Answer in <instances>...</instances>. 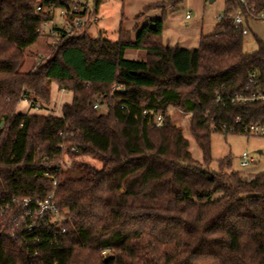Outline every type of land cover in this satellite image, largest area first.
<instances>
[{
  "label": "trees",
  "instance_id": "obj_1",
  "mask_svg": "<svg viewBox=\"0 0 264 264\" xmlns=\"http://www.w3.org/2000/svg\"><path fill=\"white\" fill-rule=\"evenodd\" d=\"M104 1L94 0L96 12ZM70 2L0 0V198L45 197L54 188L50 172L66 218V232L54 243L34 247L0 234V264H264V170H234L228 157L213 169L212 134H242L210 126L212 116L220 123H264V103L216 102L219 93L244 89L251 71L258 81L250 87L264 88V41L256 34L258 48L246 51L245 35L229 19L196 48L165 42L164 18L147 22L135 40L124 29L111 40L92 38L89 27L57 28V42L22 71L43 38L37 29L54 17L48 8L70 9ZM224 4L225 11L237 5ZM248 4L252 32L264 0ZM128 49L146 56L129 59ZM54 83L73 94L60 115L20 110L21 101L46 108ZM172 108L191 114L202 162L193 158ZM157 111L165 112L162 127L154 123ZM60 144L77 150H68L67 168L52 159L61 155Z\"/></svg>",
  "mask_w": 264,
  "mask_h": 264
},
{
  "label": "rangeland",
  "instance_id": "obj_2",
  "mask_svg": "<svg viewBox=\"0 0 264 264\" xmlns=\"http://www.w3.org/2000/svg\"><path fill=\"white\" fill-rule=\"evenodd\" d=\"M162 0H105L98 12L99 21L89 29V35L92 38L100 36L117 40L121 29L130 32L133 40L136 39L138 31L150 21V18H164L165 29L163 38L170 45H179L182 47H198V24L204 19L212 21L217 14L225 13L224 0H178L171 4L169 1L162 7L146 9L150 3ZM57 12V23H63ZM192 15L191 20L186 19V14ZM255 25H257L255 27ZM252 26V25H251ZM254 28V29H253ZM253 31L245 36L244 49L254 51L258 48L256 34L264 41V24L253 23ZM49 40L39 38L38 42L32 47L33 53H29L22 66V71H28L40 62L42 53L48 51ZM36 53V54H35ZM125 56L129 59L142 60L146 56L143 49H128ZM73 94L71 91H63L54 83L51 88V98L46 108L30 107L26 101H21L19 108L23 112L46 113L49 110L55 111L57 115L61 114V108L65 103L71 102ZM105 112L106 107L102 106ZM173 121L183 130L184 136L189 140L190 151L197 162L203 161V154L195 138L190 131L191 114L180 108L169 110ZM262 150V152H259ZM248 153L254 157V164L248 167L240 165V158ZM211 167L218 168L219 161L223 158H230L231 167L234 170L243 173L256 172L264 170V137L232 135L223 133H213L211 137ZM89 161L100 166L98 160L89 158Z\"/></svg>",
  "mask_w": 264,
  "mask_h": 264
},
{
  "label": "built area",
  "instance_id": "obj_3",
  "mask_svg": "<svg viewBox=\"0 0 264 264\" xmlns=\"http://www.w3.org/2000/svg\"><path fill=\"white\" fill-rule=\"evenodd\" d=\"M70 9L65 7L55 8L50 6L48 11L54 13V17L44 20L42 25L37 29V34L40 37H47L51 44L57 42L56 36L58 29L61 28L67 33H75L82 28L89 29L99 21L98 12L94 9V0H70ZM211 1V0H209ZM236 6L231 11H225L224 14H217L214 19L219 22L222 19H229L233 27L241 30L246 36L251 30L247 20V16L243 7H246L248 12L254 11V6L248 4V0H235ZM40 6L37 10H40ZM57 12L63 23H57ZM255 17L259 22L264 24V9L257 12ZM186 18H191L190 13L186 14ZM252 21H250L251 23ZM82 32V31H81ZM81 34V33H80ZM258 81V72L251 71L248 75V85L234 93L223 95L219 93L216 97V102L223 106L236 104H256L264 103V88H252L250 85L256 84ZM64 90V89H63ZM94 108H99V102H95ZM165 112L157 111L154 116V123L157 127H162L165 121ZM210 126L213 131L223 130L229 133H241L245 136L264 137V123L260 122H241L237 118L233 124L227 121H218L216 116L210 118ZM59 149L61 155L54 154L52 159L57 168H67L71 165V160L68 157V150L77 151L75 148H68L65 144H60ZM49 157L45 156L44 160ZM254 157L245 153L240 158V165L248 167L253 164ZM53 179V190L43 198H25L20 199H5L0 198V234L7 233L14 239H20L26 244H32L36 247L43 241L54 243L63 238L66 229L64 222L66 220L64 212L57 205L55 200V186L57 178L50 172L45 173ZM36 254V252H35Z\"/></svg>",
  "mask_w": 264,
  "mask_h": 264
},
{
  "label": "crops",
  "instance_id": "obj_4",
  "mask_svg": "<svg viewBox=\"0 0 264 264\" xmlns=\"http://www.w3.org/2000/svg\"><path fill=\"white\" fill-rule=\"evenodd\" d=\"M213 1H216V0H213ZM212 1V2H213ZM157 2H168V1H157ZM157 2H153V3H157ZM151 4V3H150ZM192 15H191V18L187 19V20H191L192 19ZM151 19H154V18H150ZM253 23H260L262 24V22H253ZM253 23L251 22V25L253 27ZM217 24L218 22L214 19V17L212 18V21H205L204 19H202L200 21V24H198V28L197 30L199 31V34H198V42H200V39L202 37H205V36H209V35H213V34H216L218 33L219 31L217 30ZM257 25H255L256 27ZM257 28V27H256ZM165 29V28H164ZM254 29V28H253ZM199 44V43H198ZM178 45V44H177ZM186 48H189V47H186ZM63 90V89H62ZM65 91V90H63ZM259 152H262V150H259Z\"/></svg>",
  "mask_w": 264,
  "mask_h": 264
},
{
  "label": "water",
  "instance_id": "obj_5",
  "mask_svg": "<svg viewBox=\"0 0 264 264\" xmlns=\"http://www.w3.org/2000/svg\"><path fill=\"white\" fill-rule=\"evenodd\" d=\"M211 1H213V0H211Z\"/></svg>",
  "mask_w": 264,
  "mask_h": 264
}]
</instances>
